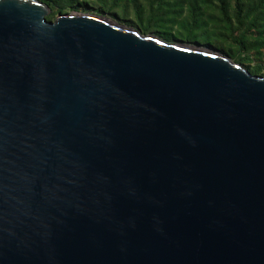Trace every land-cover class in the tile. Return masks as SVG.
Instances as JSON below:
<instances>
[{"label": "water", "instance_id": "95a60500", "mask_svg": "<svg viewBox=\"0 0 264 264\" xmlns=\"http://www.w3.org/2000/svg\"><path fill=\"white\" fill-rule=\"evenodd\" d=\"M51 12L0 0V264H264V75Z\"/></svg>", "mask_w": 264, "mask_h": 264}, {"label": "trees", "instance_id": "16d2710c", "mask_svg": "<svg viewBox=\"0 0 264 264\" xmlns=\"http://www.w3.org/2000/svg\"><path fill=\"white\" fill-rule=\"evenodd\" d=\"M52 12L101 14L168 42L214 48L264 75V0H42Z\"/></svg>", "mask_w": 264, "mask_h": 264}]
</instances>
